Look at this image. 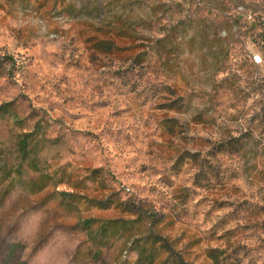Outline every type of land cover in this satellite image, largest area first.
Here are the masks:
<instances>
[{
  "label": "rangeland",
  "instance_id": "obj_1",
  "mask_svg": "<svg viewBox=\"0 0 264 264\" xmlns=\"http://www.w3.org/2000/svg\"><path fill=\"white\" fill-rule=\"evenodd\" d=\"M22 262L264 264V0H0Z\"/></svg>",
  "mask_w": 264,
  "mask_h": 264
},
{
  "label": "built area",
  "instance_id": "obj_2",
  "mask_svg": "<svg viewBox=\"0 0 264 264\" xmlns=\"http://www.w3.org/2000/svg\"><path fill=\"white\" fill-rule=\"evenodd\" d=\"M252 63L254 65H260L261 63H263V59H262L261 55L258 53H254L252 55Z\"/></svg>",
  "mask_w": 264,
  "mask_h": 264
},
{
  "label": "trees",
  "instance_id": "obj_3",
  "mask_svg": "<svg viewBox=\"0 0 264 264\" xmlns=\"http://www.w3.org/2000/svg\"><path fill=\"white\" fill-rule=\"evenodd\" d=\"M19 264H26V263L22 262V263H19Z\"/></svg>",
  "mask_w": 264,
  "mask_h": 264
}]
</instances>
